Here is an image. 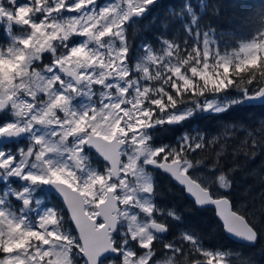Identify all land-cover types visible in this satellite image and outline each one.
<instances>
[{
  "label": "snow or ice",
  "instance_id": "6c2138e0",
  "mask_svg": "<svg viewBox=\"0 0 264 264\" xmlns=\"http://www.w3.org/2000/svg\"><path fill=\"white\" fill-rule=\"evenodd\" d=\"M156 3L0 0V264H255L205 247L184 214L214 209L228 235L264 240V179L233 200L239 158L264 155V121L189 127L264 105V23L228 52L204 23L218 4L182 0L133 60L127 27ZM157 128L179 134L156 143ZM156 170L189 206L160 202Z\"/></svg>",
  "mask_w": 264,
  "mask_h": 264
},
{
  "label": "trees",
  "instance_id": "16d2710c",
  "mask_svg": "<svg viewBox=\"0 0 264 264\" xmlns=\"http://www.w3.org/2000/svg\"><path fill=\"white\" fill-rule=\"evenodd\" d=\"M181 2L182 0H162L156 6H153L146 17L138 20L137 27L135 30H131L129 34L132 42L131 55L133 59L146 43L152 44L153 47H159V41L156 39L160 35V31L157 30L159 25L155 24L153 19L160 17L174 6H179ZM210 2L218 4L219 13L213 15L211 12H206L204 23L206 27L210 26L215 30L222 50L231 52L238 47L240 42L249 41L261 24L264 23V16H262L264 14V0H210ZM177 28H179V22H177ZM174 36L178 38L179 34L177 32L167 34L168 39H172ZM220 119H227L229 123L254 126L264 121V105L246 103L242 108L226 116H216L211 113L198 114L193 124L189 127L193 131L208 130L210 133L215 134V130L220 127L218 123ZM178 134L177 131H173L170 128H157L152 132L154 142L165 144L174 143ZM24 143L27 142L25 141ZM92 156L94 157V155ZM239 159L241 169L235 176L236 191L233 193V200L242 204L248 199L244 196L246 191L258 194L260 182L264 179V155L258 153L251 159L245 160L243 156ZM99 165H103L100 160L95 162V166L100 169ZM155 174L159 190L165 196V200L160 201L162 204L171 205L175 203L180 208L190 205V201L177 192L176 185L170 182L167 175L159 171ZM170 188L173 189L172 192L169 191ZM41 197L46 200L45 203L49 206L62 207L61 202L54 200L49 193H43ZM184 215L187 225L204 236L205 247H219L240 252L244 257H251L255 264H264V253L260 249L264 240L255 246L233 241L223 231L221 222L215 215L214 209L195 210ZM234 264H239L238 259H234Z\"/></svg>",
  "mask_w": 264,
  "mask_h": 264
},
{
  "label": "rangeland",
  "instance_id": "374dc122",
  "mask_svg": "<svg viewBox=\"0 0 264 264\" xmlns=\"http://www.w3.org/2000/svg\"><path fill=\"white\" fill-rule=\"evenodd\" d=\"M107 2H111V0H102V3H107ZM139 20V19H138ZM138 20H135L134 22H132L131 23V25H129L128 27H127V31H128V34H130L131 33V30H135V28L137 27V25H138ZM144 46V45H143ZM133 60H135V58L133 59ZM151 134H152V132H150ZM26 141V140H25ZM27 142V141H26ZM26 144V143H25ZM92 155H94V157L92 156ZM94 159V160H93ZM88 160H89V163L92 165V167H94V168H96V169H99V168H97L96 166H95V162L96 161H99L100 160V158L96 155V154H93V153H89L88 152ZM96 160V161H95ZM95 161V162H94ZM101 161V160H100ZM99 164V163H98ZM100 167H102L101 165H99ZM41 196H42V194H41ZM41 199H43L42 197H41ZM44 200V199H43ZM44 202H46V200H44Z\"/></svg>",
  "mask_w": 264,
  "mask_h": 264
},
{
  "label": "water",
  "instance_id": "95a60500",
  "mask_svg": "<svg viewBox=\"0 0 264 264\" xmlns=\"http://www.w3.org/2000/svg\"><path fill=\"white\" fill-rule=\"evenodd\" d=\"M162 0H157V3L158 2H161ZM156 3V4H157ZM155 4V5H156ZM155 5H153V6H155ZM153 6H150L149 7V9L145 12V14L142 16V17H133L132 18V21H135V20H141V19H143L144 17H146L148 14H149V12H150V8H152ZM131 23L132 22H130V24L129 25H131ZM248 104H251V103H248ZM251 105H259V104H251ZM90 152L91 153H93V154H96L98 157H99V155L95 152V149H91L90 150ZM100 158V157H99ZM100 160L102 161V159L100 158ZM228 235V234H227ZM228 237L230 238V239H232L233 241H235V242H238V243H242V244H246L244 241H242V240H239V239H236L235 237H233V236H230V235H228Z\"/></svg>",
  "mask_w": 264,
  "mask_h": 264
}]
</instances>
